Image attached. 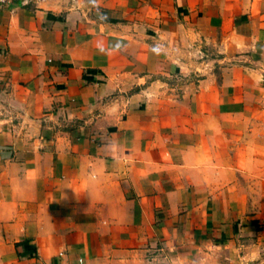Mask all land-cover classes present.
Segmentation results:
<instances>
[{"label":"crops","instance_id":"1","mask_svg":"<svg viewBox=\"0 0 264 264\" xmlns=\"http://www.w3.org/2000/svg\"><path fill=\"white\" fill-rule=\"evenodd\" d=\"M264 259V0L0 11V264Z\"/></svg>","mask_w":264,"mask_h":264},{"label":"built area","instance_id":"2","mask_svg":"<svg viewBox=\"0 0 264 264\" xmlns=\"http://www.w3.org/2000/svg\"><path fill=\"white\" fill-rule=\"evenodd\" d=\"M46 0H0V11L6 10L9 7H36Z\"/></svg>","mask_w":264,"mask_h":264},{"label":"water","instance_id":"3","mask_svg":"<svg viewBox=\"0 0 264 264\" xmlns=\"http://www.w3.org/2000/svg\"><path fill=\"white\" fill-rule=\"evenodd\" d=\"M257 264H264V259L259 261Z\"/></svg>","mask_w":264,"mask_h":264}]
</instances>
